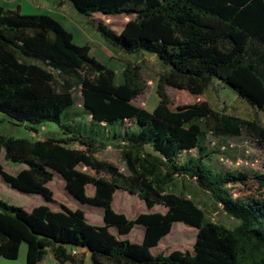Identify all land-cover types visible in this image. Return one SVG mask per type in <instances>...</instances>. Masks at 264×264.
Segmentation results:
<instances>
[{
  "label": "trees",
  "instance_id": "1",
  "mask_svg": "<svg viewBox=\"0 0 264 264\" xmlns=\"http://www.w3.org/2000/svg\"><path fill=\"white\" fill-rule=\"evenodd\" d=\"M64 1L113 50L159 59L165 69L156 84L158 102L150 111L133 103L147 87L138 64L126 62L116 83L114 70L88 44H76L58 20L0 5V112L32 133L46 122L61 132L35 140L0 133V160L23 166L10 174L0 161V175L11 188L46 202L54 200L48 184L59 175L66 193L103 214V224L92 225L81 208L61 203L56 210L46 204L26 210L0 199V259H17L24 243V264H43L48 253L58 264H83L86 253L90 264H264V173L215 171L200 156L178 158L202 151L207 133L245 132L264 149V126L256 116L217 111L205 100L171 107L166 88L205 95L219 80L264 111V0ZM93 14L131 18L117 32ZM77 92L90 126L70 119ZM127 121L133 128L120 131ZM106 147L119 149L126 172L95 158ZM178 179L194 180L238 224L229 229L206 221L193 200L169 190ZM233 185L248 190L234 196ZM119 189L137 195L148 211L134 218L115 211ZM156 205L165 210L149 211ZM175 222L196 229L192 248L153 253ZM136 225L141 241L119 238Z\"/></svg>",
  "mask_w": 264,
  "mask_h": 264
},
{
  "label": "rangeland",
  "instance_id": "2",
  "mask_svg": "<svg viewBox=\"0 0 264 264\" xmlns=\"http://www.w3.org/2000/svg\"><path fill=\"white\" fill-rule=\"evenodd\" d=\"M29 2V3H28ZM21 13L36 14L49 13L58 17L59 21L73 34V41L76 44H88L91 48V54L100 62L109 65L115 72V81L120 83L122 80V70L126 62H134L139 65L141 73L147 82L145 91L133 99V103L147 110H152L157 102L158 96L156 93V84L159 75L164 71L159 59L152 54L140 52L137 54H125L123 52L113 50L100 34L94 30L87 20V17L79 14L72 5L63 0H22ZM8 7V6H7ZM94 21H102L107 23L111 28L119 32L124 23L131 17L127 15H101L93 14L90 16ZM172 104L175 107L180 104H188L198 100L207 101L210 106L217 110L226 113H232L240 117L256 116L259 123L264 126V111H258L248 103L238 98L229 88L225 87L219 80H215L205 95H190L185 92L167 86ZM76 105L75 110L70 113V119L76 126H90V117L81 109L80 93L75 94ZM133 121H127L119 126L120 131L125 128H133ZM0 133L13 136L25 137L30 139H42L47 136L60 137L61 132L55 123L46 122L40 127L38 133H32L23 124L13 123L8 117L0 112ZM105 133V132H104ZM103 133V134H104ZM105 133L104 135H106ZM202 151L199 148L183 152L179 155V160H183L190 156H200L203 161L215 171L229 172H247V173H264V149L250 135L243 132L240 136H221L207 133ZM95 158L105 160L114 164L121 171L126 172V166L120 156V151L117 148L106 147L95 153ZM4 170L10 174H16L23 166L14 165L1 158ZM81 169L86 170V167ZM49 187L53 191L52 202H46L41 195L24 193L10 186L0 189V199L8 204L23 207L29 210L31 207L48 203L53 209H58L59 204L81 208L85 211L88 223L95 225L98 221L102 223V209L100 207L89 204H82L74 199L64 189V181L59 175L49 182ZM232 192L235 195L247 192V188L240 185H233ZM87 193L93 192L92 186L86 187ZM169 190L177 193H182L186 197L194 201V203L203 211L206 221L221 224L229 229L234 228L238 222L233 217L228 216L222 209V206L216 203L209 193L198 187L192 179H178L175 185ZM113 208L117 212L124 213L128 218H134L138 213L148 211L142 200L137 195L129 194L123 190H117L113 197ZM165 208L161 205H156L149 211H164ZM115 232L114 230H112ZM142 227L136 225L133 230L121 238H127L132 242L141 240ZM196 237V229L186 226L183 223L175 222L171 232L164 237L157 247L152 249L153 253L164 252L168 253L173 249L186 250L191 249ZM140 239V240H139ZM22 250H25V244L21 245ZM46 263L50 264L49 255L46 256ZM1 264H21V259L18 257L15 260L2 259Z\"/></svg>",
  "mask_w": 264,
  "mask_h": 264
},
{
  "label": "crops",
  "instance_id": "3",
  "mask_svg": "<svg viewBox=\"0 0 264 264\" xmlns=\"http://www.w3.org/2000/svg\"><path fill=\"white\" fill-rule=\"evenodd\" d=\"M21 1L22 0H0V5L2 6V7H4V8H6V9H15V8H19L20 9V11H21V9H22V4H21ZM27 1H29V0H27ZM31 2L33 1V0H30ZM34 1H36V0H34ZM63 2H65L66 3V1H64L63 0ZM29 3V2H28ZM8 6V7H7ZM45 14H48V15H50V16H52L53 18H55L56 20H58L59 21V19H58V17H55L54 16V14L52 15V14H49V13H45ZM60 22V21H59ZM61 23V22H60ZM62 24V23H61ZM63 25V24H62ZM64 26V25H63ZM65 27V26H64ZM68 30V29H67ZM1 158H3V157H1ZM1 161V160H0ZM1 164H2V162H1ZM6 187V186H8V184H6L5 182H4V180L2 179V177H1V175H0V189H2V187ZM49 186V185H48ZM43 204H46V205H48L49 207H50V205L48 204V203H43ZM66 206H68V205H66ZM69 208H72V209H74L75 207H71V206H68ZM32 208V207H31ZM30 208V209H31ZM50 208H52V207H50ZM53 209V208H52ZM54 210H56V209H54ZM86 215V214H85ZM102 223H99L98 221L95 223V225H102L103 224V219H102V221H101ZM133 230V229H132ZM142 236H143V230H142V233H141V240H142ZM119 238H121V237H119ZM140 240V239H139ZM140 240V241H141ZM139 242V241H138ZM26 247V246H25ZM80 251H82V250H80ZM47 255H49V257H50V259H51V263L50 264H58L57 263V261H56V259L50 254V253H48ZM46 255V256H47ZM46 256H45V258H46ZM18 257H20V259H21V264H24L25 263V258H26V248H25V250H22V248H20V251H19V256ZM44 258V260L42 261V263L43 264H47L46 263V259ZM2 259L3 258H1L0 259V264L2 263L1 261H2ZM65 264H71V263H69V262H66ZM83 264H90V260H89V254L88 253H86V256L84 257V259H83Z\"/></svg>",
  "mask_w": 264,
  "mask_h": 264
},
{
  "label": "built area",
  "instance_id": "4",
  "mask_svg": "<svg viewBox=\"0 0 264 264\" xmlns=\"http://www.w3.org/2000/svg\"><path fill=\"white\" fill-rule=\"evenodd\" d=\"M79 252L77 250H72V254L76 255L78 254ZM65 264V263H64Z\"/></svg>",
  "mask_w": 264,
  "mask_h": 264
}]
</instances>
